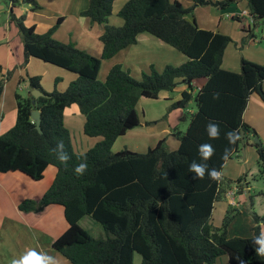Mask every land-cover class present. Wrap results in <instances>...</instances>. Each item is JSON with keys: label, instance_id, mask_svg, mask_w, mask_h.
I'll use <instances>...</instances> for the list:
<instances>
[{"label": "trees", "instance_id": "1", "mask_svg": "<svg viewBox=\"0 0 264 264\" xmlns=\"http://www.w3.org/2000/svg\"><path fill=\"white\" fill-rule=\"evenodd\" d=\"M12 2L10 19L19 28L25 61L35 57L75 74L64 91L55 87L46 93L41 76H29L26 97L16 92L17 117L15 125L0 135V172L19 171L33 180H41L46 169L53 165L57 173L52 185L38 199L20 204L23 211L43 209L51 204L64 207L68 228L53 242L56 251L72 264H133L134 253L141 255V264H218L228 257V264H264L252 237L261 232L264 214L252 211L256 225L250 237H229L228 229L239 212L229 205L221 225L213 223L216 203L226 198L233 186L243 194V177L232 180L225 176L217 182L205 174L194 180L189 165L200 161L198 147L209 143L214 148L207 161L210 168L222 171L227 160L239 153L258 132L244 120L250 96L258 93L264 101V64L241 58L239 72L223 67L225 50L232 38L219 31L200 27L180 0H128L118 12L123 23H109L117 0H88L80 15L103 27L100 56L79 48L74 42L55 37L63 17H59L46 32L38 33L34 25L25 23L26 15L17 16L14 7L35 0ZM238 0H194L195 5L212 4L226 10ZM251 27L242 42L256 36L264 20V0H246ZM238 20L237 15L232 16ZM149 34L187 56L180 65H166L157 71L153 65L141 80L134 79L120 63L114 64L104 80H99L103 60L112 59L120 51L137 43L140 34ZM0 64V70H2ZM5 75V74H4ZM205 79L196 95L194 81ZM57 78L56 83H58ZM180 82L187 89L171 109L186 108L192 100L196 111L191 113L186 131L175 130L177 149H170L166 140L149 147L146 153L130 149L112 150L115 140L140 125L138 110L142 98L158 99L162 91H174ZM32 89L46 95L35 99ZM4 91L0 79V100ZM215 97V98H214ZM35 100V102H33ZM77 105L85 117L83 131L90 137H100L85 152L74 149L72 135L65 124V110ZM41 111L42 132L36 128L31 111ZM215 122L220 136L209 139L206 125ZM245 130V144L241 142ZM237 131L239 139L229 144L226 133ZM63 141L71 156L67 166L61 164L52 151ZM258 153L259 172L256 180L264 179V143L253 142ZM225 149L230 150L227 160ZM87 163L84 175L74 168ZM264 198V189L258 192ZM253 206V196L250 194ZM89 216L102 225L104 235L94 237L80 223Z\"/></svg>", "mask_w": 264, "mask_h": 264}, {"label": "crops", "instance_id": "2", "mask_svg": "<svg viewBox=\"0 0 264 264\" xmlns=\"http://www.w3.org/2000/svg\"><path fill=\"white\" fill-rule=\"evenodd\" d=\"M35 1L40 6H44L46 2L51 3L53 9H50H52L53 11L51 10L47 13V15L49 16H40L42 8L35 9L31 7L25 12L23 7L20 6L21 3L19 2L14 7L15 14L17 16L25 14L27 18L25 23L29 26L34 25L38 33L46 32L53 24H55L59 17H63L61 25L55 32V37L62 41L74 42L76 46L90 52L93 55H101L103 44L100 40V35L103 32V27L98 24H93L89 19L80 15V13L87 8L88 0ZM6 2L7 1H5V4H0V11H5V8L7 7V18L2 22L6 33L3 37L0 36V43H4L6 46L0 49V64L4 66L8 71L14 70V73L10 80H12L16 74L20 75L21 81L17 83L16 90L17 88L23 87H27L29 90V86H27L28 84H25L26 80L28 81L29 76L38 75L37 73L30 71L35 57H29L26 64L23 65L25 61V52L22 37L20 35L19 28L16 29L12 26V24H15L10 19L12 2L9 0L7 3ZM246 10V0H238L235 4H233V11L232 13H230V15H237L239 17L238 20H234V23H236V27L234 26L235 29L233 33H227L226 31L219 29H210L213 31L224 33L232 38L233 41L228 44L225 50L223 67L225 69L237 72L241 70L242 56L238 55L237 58L235 56H227L229 45L233 43L239 46V51L243 50V52L247 49H245V47L258 45L259 48H262L263 55L261 54V56L258 55V57H254L255 55L246 56L244 54L243 56L246 59L264 64V48L261 46L262 42H258L256 36L250 38L251 40L249 39L251 43L247 42L245 45L240 44V41L243 37H245V35H247L248 30L250 29L252 24L251 19L245 13ZM29 13L31 16L28 17ZM67 23L72 24L70 28L72 29L73 33L66 34V29L62 32V29ZM200 27H202V25H200ZM202 28L207 29L206 27ZM239 29L241 30V32ZM258 31H261L262 34H264L262 28L259 27L257 32ZM141 51L143 52L141 53ZM146 51L154 54H157L158 51H161V53H163V56H160L158 60L147 58L144 63H142V59L143 57H145L144 54H146ZM131 52L134 55L142 57L140 60V69L143 71H145L151 65H153L158 71H161L165 68L166 65L170 64L177 66L186 62L188 59L186 55L173 48L172 46L161 42L152 35L143 33L139 35L136 44L123 49L112 59H109L111 62L109 64L108 71L116 63L123 64V60L126 56L129 57L131 55ZM24 67H26V78L23 77L24 74L21 72ZM108 71H106V75ZM204 82L205 79H198L194 81L193 94H196L198 92ZM262 88L264 89V81L262 82ZM186 89L187 86L183 82H180L174 89V91H162L158 99H153L164 100L166 102V110H168L169 116H167L168 121L163 127V131L168 134L173 133L175 135V130H179L180 121H188L186 108L179 107L171 109V104L181 99L182 91ZM5 90L6 93L4 94ZM11 90L12 86L8 91L6 84V86L4 87L2 98L0 100V135L12 128L16 122L17 111H12L11 108L12 104L16 102V99L14 98V101L12 100L13 93ZM171 93H174L175 96ZM70 109L79 112L78 106L72 105L71 107L66 108L65 115ZM190 112L193 111L191 110ZM139 114L140 125L138 126V129H143L144 132L147 131V129H152V127L154 126L152 125L153 122H155L156 125L158 122L160 123L163 121L161 117H155L156 119L150 120L146 118L143 119L144 110L142 112L139 111ZM244 120L258 132V135L260 137L262 136L264 132V101L258 93H254L250 96L248 105L244 113ZM188 125L189 124L186 125V128H188ZM174 141L175 144L170 147V149L173 150L177 149L179 146V140L178 142L176 140ZM250 142H254L253 137H251ZM246 146L249 145H245L243 146V148H245ZM243 148L241 149V151L243 150ZM239 153L235 154L234 157L226 161L221 171L222 176H225L232 180H236L239 177H242L244 173L243 168L240 166L241 164L239 162H236L234 159ZM56 173L57 168L53 165H50L46 169L44 177L41 180H33L31 177L19 171L6 173L0 172V264H11L13 259L19 258V256L25 250L32 248L56 257L60 264H72L65 256L56 251L53 247L54 240L58 238L62 233H64L68 228V222L65 217L64 207L59 204H51L44 207L43 209L35 211H23L19 207L20 204L27 199H40L47 191V189L52 185ZM244 180L246 184L247 179L245 178ZM246 185L243 194H237L236 186H233L228 190L226 198L223 201L219 202L222 203L223 206H221L220 211L219 208L217 210L219 213L217 221L215 217V215L217 214L215 211L218 202L216 203L215 209L213 211V223L219 226L223 221L229 205H232L230 204V201H234L233 204H236L235 207H239V212L229 225V237H250L253 235V228L256 225V222L251 213L252 211H255L253 209L254 202L253 206H251L250 201L248 200V197L246 195V189L249 188L251 193V187H247ZM263 227L264 225H261V231H263ZM225 261L228 264L227 256L221 257L218 261V264H223Z\"/></svg>", "mask_w": 264, "mask_h": 264}, {"label": "rangeland", "instance_id": "3", "mask_svg": "<svg viewBox=\"0 0 264 264\" xmlns=\"http://www.w3.org/2000/svg\"><path fill=\"white\" fill-rule=\"evenodd\" d=\"M5 1L8 2V0H0V4H5ZM49 1V0H47ZM128 0H117L113 5V13L109 18V23L112 25L120 26L122 25V18L119 16L118 12L120 9L125 5V3ZM183 5L186 8L192 7L191 13L195 16L198 23L202 25V27H206L207 29H213V30H223L227 33H233L234 32V26L236 27V23H234V20L232 19V16L230 13L233 11V5L230 6L227 10H220L216 6L212 4L207 5H195L194 0H180ZM216 1V0H214ZM6 2V3H7ZM20 6L23 7L24 11L26 12L29 10L32 5L29 3H21ZM42 8V11L40 13V16H49L47 13L51 11L52 4L49 2H46L44 6H40ZM44 8V9H43ZM52 8V9H50ZM36 9V8H35ZM41 10V9H39ZM7 7L5 8V11H0V36H4L6 33L5 28L3 27V20L7 18ZM53 11V10H52ZM31 16L30 13L28 14V17ZM27 18H25L26 21ZM13 27L18 29V26L16 24H12ZM72 26L71 23H67L65 27L62 29V32L65 30L66 34L73 33L72 29L70 28ZM260 28L264 31V20L262 21ZM240 30V29H239ZM258 29L255 30L256 37L258 42H262L261 46L264 48V34H262L261 31H258ZM241 32V30H240ZM247 35H245L246 37ZM243 39V38H242ZM251 40V39H250ZM249 39L246 41L251 43ZM246 43H243L242 40L240 41V44L245 45ZM6 45L4 43H0V49L4 48ZM235 43L229 45L227 56H235L237 58L238 55L244 57L243 55H255L254 57L261 56L262 54V48H259L257 46H250L245 47V51H239V46L236 47ZM143 51H141L142 53ZM140 53V54H141ZM139 55V54H138ZM263 55V54H262ZM145 57L142 59V63L147 58H153L155 60H158L160 56H163V53L161 51H158L157 54L149 53L146 51V54H144ZM142 57H139L137 55L132 54L128 57L126 56L123 60V64H121L125 69L129 70L131 76L136 80H141L144 72H149L151 70V67L147 68L145 71L140 69V60ZM2 59V58H1ZM2 61V60H1ZM44 61H40V59L35 58L32 67L30 71H33L34 73H37L38 75H41V81L40 84L43 88V90L46 93H52L57 87L58 90L64 91L68 87L70 81L74 80L76 78L75 74H73L70 71H67L61 67H58L56 65L50 64V63H43ZM110 60H103L102 65L100 68L99 73V80H104L106 77V71H108ZM229 62V61H227ZM35 63V64H34ZM37 63V66H36ZM40 64H47V65H40ZM158 65V64H157ZM2 70H0V79H3L4 87L7 84V90L11 89L12 86V93H13V101L15 98L16 92L22 94L24 97L28 94V88H17L16 85L20 79V75L16 74L15 77L11 79L14 70H7L4 66H2ZM156 69V68H155ZM158 71V70H157ZM162 71V70H161ZM21 72L24 74L23 77L26 78V67H24ZM20 72V73H21ZM160 72V70H159ZM5 75H4V74ZM59 78L58 83L55 82ZM25 84H28V81L26 80ZM4 92V91H3ZM6 93V90L4 94ZM175 96L174 93H171ZM195 94V93H194ZM196 95V94H195ZM11 98V96H10ZM10 100V99H9ZM76 107V106H75ZM12 111H17L16 102L12 104ZM10 108V109H11ZM14 108V109H13ZM74 108V107H73ZM77 108V107H76ZM187 114H188V121L181 120L179 130L186 131V125L190 123V116L191 110L194 112L196 111V104L194 100H192L186 107ZM78 110V109H77ZM138 110L142 112L144 110V118L150 120V119H156L155 117H161L163 119L162 122H158L155 125V122H153L152 129H147V131L144 132L143 129H138L139 127H135L134 129L130 130L126 135L118 137L115 142L113 143L112 150L114 152L120 151L122 149H130L132 151L138 152V153H146L149 149V147H154L156 144L162 140H166V144L168 147H172L173 144H175V141L177 140V137L171 133L168 134L165 131H163V127L166 125V122L168 121L167 116H169L168 110H166V102L164 100H153L149 98H142L140 100V103L138 105ZM170 111V110H169ZM185 112V113H186ZM248 116V114H247ZM1 117V115H0ZM85 117L77 111H73V109H70L67 111V114L65 115V124L66 127L69 129L72 135V141L75 151L77 152H85L92 148L97 142L101 140L100 137H90L86 135L83 131ZM152 130V131H151ZM259 136V135H258ZM160 139V140H159ZM259 139L264 143V132L262 136H259ZM251 144V145H250ZM249 146H246L244 148V151H240V153L234 158L236 162H239L241 167L243 168V179H247V182H250V189H251V195L253 196V202H254V210L258 215H263L264 213V198L258 194L260 190L264 189V179L262 180H256L255 176L259 172V164H258V153L257 148L255 145H252L250 142L248 144ZM84 147V148H82ZM233 164V163H232ZM236 164V163H234ZM247 195V194H246ZM234 201H230L231 206H235L236 204H233ZM222 203H217L216 207V221L219 217L218 208L219 211L221 210ZM82 226L89 231L94 237H100L104 235V229L101 224L93 220L89 216H85L81 222ZM264 231V227L262 228ZM229 235V234H228ZM141 255L137 252L134 253V262L133 264H141ZM223 264H227L226 261Z\"/></svg>", "mask_w": 264, "mask_h": 264}, {"label": "clouds", "instance_id": "4", "mask_svg": "<svg viewBox=\"0 0 264 264\" xmlns=\"http://www.w3.org/2000/svg\"><path fill=\"white\" fill-rule=\"evenodd\" d=\"M215 98V97H214ZM206 132L209 139H217L220 136V126L215 122H209L206 125ZM226 139L229 144H235L239 139V133L235 130L229 131L226 134ZM55 153L56 159L63 165L67 166L71 156L65 149L63 141H58L55 148L52 150ZM214 148L209 143L199 145L198 154L201 162L193 161L189 165V171L193 173V179H203L205 174L213 181L219 182L222 179V172L215 168H210L207 161L213 156ZM230 155V150L225 149L223 159L227 160ZM87 170V163L81 162L75 168L76 175L82 176ZM254 245H258L256 252L258 255H264V231L252 237ZM11 264H60L56 257L45 252L37 251L35 248L25 250L17 259H13Z\"/></svg>", "mask_w": 264, "mask_h": 264}, {"label": "water", "instance_id": "5", "mask_svg": "<svg viewBox=\"0 0 264 264\" xmlns=\"http://www.w3.org/2000/svg\"><path fill=\"white\" fill-rule=\"evenodd\" d=\"M259 89L261 90L262 89V83L259 84ZM31 95L37 99L38 97L40 96H45L46 94L40 90V89H32L31 90ZM35 102V100L33 101ZM31 118L32 120L36 123V128L42 132V127H41V122H42V118H41V111L40 110H37V109H33L31 111ZM241 142L242 144L244 145L245 144V130L243 128H241ZM254 141L255 142H258L259 141V138L258 137H254ZM243 151H244V148H243ZM245 152V151H244ZM246 194H247V197H248V200L250 201V190L249 188L246 189Z\"/></svg>", "mask_w": 264, "mask_h": 264}, {"label": "built area", "instance_id": "6", "mask_svg": "<svg viewBox=\"0 0 264 264\" xmlns=\"http://www.w3.org/2000/svg\"><path fill=\"white\" fill-rule=\"evenodd\" d=\"M245 13L248 15V11L246 10Z\"/></svg>", "mask_w": 264, "mask_h": 264}]
</instances>
